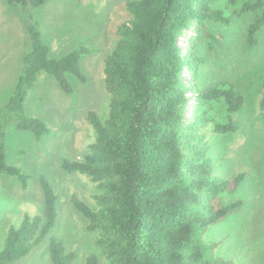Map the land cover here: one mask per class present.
Returning <instances> with one entry per match:
<instances>
[{
  "label": "trees",
  "instance_id": "1",
  "mask_svg": "<svg viewBox=\"0 0 264 264\" xmlns=\"http://www.w3.org/2000/svg\"><path fill=\"white\" fill-rule=\"evenodd\" d=\"M49 0H4L24 26L25 54L9 100L0 105V175L18 178L28 187L29 175L7 163L6 139L12 129L32 132L37 139L51 133L40 119L26 113L25 101L46 73L60 89L74 92L70 77L85 84L82 66L86 47L53 58L43 39L35 9ZM217 0H130L131 18L117 26L120 36L105 58L109 115L103 120L89 112L95 139L81 160L64 159L69 174L89 177L99 191L96 208L73 195L74 208L96 235V253L84 264H235L216 253V243L204 241L208 229L243 207L226 202L246 175L226 179L216 174L211 135L238 131L245 99L230 82L207 85L199 78L206 63L200 45L213 51L220 43L210 23L230 26ZM239 15L251 14L246 30L249 49L260 45L264 30V0H227ZM197 26L196 44L187 53L180 47L185 31ZM199 43V44H198ZM188 69L194 78L187 83ZM194 107H190V93ZM260 112L264 117V76ZM194 114V118H192ZM191 115V117H190ZM42 214L25 215L11 227L0 250V264L27 258L57 225L59 197L46 179L40 181ZM50 264H74L76 254L63 240L49 239Z\"/></svg>",
  "mask_w": 264,
  "mask_h": 264
},
{
  "label": "rangeland",
  "instance_id": "2",
  "mask_svg": "<svg viewBox=\"0 0 264 264\" xmlns=\"http://www.w3.org/2000/svg\"><path fill=\"white\" fill-rule=\"evenodd\" d=\"M130 0H49L35 9L43 39L53 58L66 56L78 47L89 51L82 59L88 75L83 84L70 77L74 92L62 91L54 77L43 73L25 101L26 113L42 120L51 130L42 139L32 132L12 129L6 139L7 163L29 175L25 189L16 177L0 175V250L11 227L19 226L25 215H40L44 209L40 186L46 178L59 197L57 225L48 238L30 256L16 264H50L49 239L63 240L68 251L76 254L74 264H84L97 254L96 235L87 229L86 219L74 208L76 195L96 208V184L87 176L69 174L62 168L64 159L81 160L89 152L95 134L87 120L96 112L103 120L109 115L111 94L105 84V58L120 37L117 26L131 18L126 10ZM238 6L217 0L214 9H224L232 25L210 23L220 43L213 51L200 45L206 63L199 68V78L207 85L230 82L245 99L238 115V131L211 135L215 171L220 177L234 179L245 174L246 180L226 202L242 200L243 207L212 225L204 241L216 243V253L235 264H264V117L260 112L261 87L264 76V30L258 47L249 49L246 30L251 14L239 15ZM194 25L180 38L187 53L197 37ZM199 44V43H198ZM25 54L24 26L16 10L0 0V105L12 95ZM184 78L192 84V73ZM190 93V107H194ZM191 117V115H190ZM194 118V114H192Z\"/></svg>",
  "mask_w": 264,
  "mask_h": 264
}]
</instances>
